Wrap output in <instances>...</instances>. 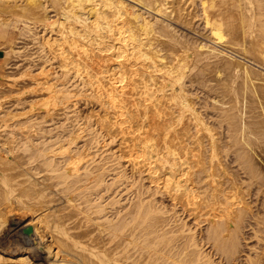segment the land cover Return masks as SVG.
<instances>
[{
	"label": "bare ground",
	"instance_id": "1",
	"mask_svg": "<svg viewBox=\"0 0 264 264\" xmlns=\"http://www.w3.org/2000/svg\"><path fill=\"white\" fill-rule=\"evenodd\" d=\"M11 24L18 26L16 37L11 44H5ZM179 29L201 35L217 48ZM22 41L34 46L38 60L23 59L27 66L19 78L27 77L28 83L21 86L15 102L20 110H26L22 115L32 116L16 125L3 120L0 126V237L5 235L6 211L14 206L29 209L30 204L23 198L33 200L36 206L43 205L36 219L49 234H54L58 252L53 251L50 256L46 247L47 256L36 262L28 253L9 257L0 249V262L264 264V240L252 242L243 233V228L248 226L244 222L248 215L255 222L261 218L254 213L256 206L252 208L250 199L246 198L247 190L259 178L253 182L255 143L251 142L250 126L245 123L244 99L247 90L256 99H264V0H0V50L4 53L0 74L9 65L22 62H10V58L22 56L23 45L19 46ZM48 63L50 67L46 70ZM212 64L228 68L240 78L242 85L238 106L232 100L230 105L224 103L227 97L224 98L223 92L224 100L220 93L217 95L221 100L218 96L214 97L219 100H212L213 96L208 99L212 101V106L207 103L208 109L217 110L218 118L224 119H218L221 124L224 121L230 126L225 133L218 130L220 122L214 120L217 113H210L213 119L204 111L206 100L199 103L202 99L197 101V95L194 97L188 90L193 79L206 82L199 72ZM53 65L55 70L51 68ZM33 68L37 74L32 76ZM214 75L213 81H220L221 73L216 71ZM1 80L0 87L4 82ZM200 80L198 83L203 85ZM206 85L204 88L210 87L211 91L212 84ZM213 90L218 89L212 86V94ZM27 94L31 96L28 100ZM75 97L99 106L102 115L96 118V126L107 135L119 133L122 144H126L120 158L128 160L135 171L139 169L136 165H141V170L148 174L147 181L158 185L164 196L178 204L196 225L205 223L201 232L191 235L189 227L180 222L176 231L173 230L176 234H187L180 242L160 234L157 215L161 209L156 208L153 196L147 195L149 188L145 189L146 194L140 191L144 185H140V190L134 187L133 198L127 203L113 198L107 201L104 197H111L117 190L112 191L111 187L122 176L114 178L116 174H111L113 178L106 180L108 174L104 171L106 177L102 174L105 160L96 161L92 156L95 152L89 153L100 144L96 136L99 131L93 132L94 135L91 133L94 127L88 130L82 125L81 128L78 121L74 122L77 115L72 116L75 127L70 125L74 129L64 131L59 127L62 120L55 126L62 129L61 133L51 135V140L42 135L50 134V130L42 128L47 124L44 119L58 117L56 112L64 111ZM260 104L259 113L252 117L253 128L264 127V104ZM34 114H42V125L33 118ZM37 131L40 135L33 137ZM228 145L235 149L229 161L237 165L233 169L227 163ZM88 156L95 160H88ZM238 167L239 171L243 170L242 176L237 172ZM125 181L128 182L127 178ZM245 182L254 185L244 186ZM117 187L121 189L119 184ZM261 192L264 193L262 189ZM255 201L252 203L256 205ZM260 209L264 216V208ZM32 222L30 219L20 227L22 234L29 229V233L23 234L29 241L31 232L39 230V225ZM253 230L248 232L253 234ZM56 234L61 237L57 238ZM35 238L42 239L38 235ZM205 246L207 252L202 249ZM59 253L67 259L56 258Z\"/></svg>",
	"mask_w": 264,
	"mask_h": 264
},
{
	"label": "rangeland",
	"instance_id": "2",
	"mask_svg": "<svg viewBox=\"0 0 264 264\" xmlns=\"http://www.w3.org/2000/svg\"><path fill=\"white\" fill-rule=\"evenodd\" d=\"M9 1H12V0H9ZM10 28H11V33H12V41L9 43V44H11L13 41H14V39H15V37H16V31H17V29H18V26L17 25H14V24H11V26H10ZM179 28V27H178ZM180 31H182L183 32V34H186V33H188L187 35L189 36V37H191L190 35H192V37L193 38H195V39H198L199 41L200 40H202V42H209L208 44H210V45H212V42L211 41H208V39H207V41H206V38H201V35H198L197 34V36H195L196 34H193L192 32H188V31H185V30H182V29H179ZM201 38V39H200ZM24 43V44H23ZM21 45H23V46H21ZM19 46H21L23 49H21L22 51V53H21V55L22 56H19L18 55V57H13V58H10V62H11V64H15V63H17V61H22V62H18L17 64V66H15V65H9L8 67H6V68H4V70L1 72V74H0V78L2 79H0L2 82H3V80H4V82H3V84H2V87H0V126H3V120H7V122H6V124H8V125H16L17 124V122H19V121H23V120H26L28 117H31L32 116V114L29 116V115H22V114H25L26 113V110H20L21 108H20V106H18V105H16V102H15V99H16V96H17V94L19 93V92H21V90H20V88H21V86L22 85H26V82L28 81V78L27 77H25L23 80H25V83H22L23 82V80L21 79V78H19L20 77V73H22V71H24V69H25V67L27 66L26 65V61H25V63H24V60L23 59H32V60H38L37 59V57H36V55L37 54H35V53H37V52H35L34 53V46H32V44H30L29 46L28 45H26V42H23L22 41V43L19 45ZM212 46H214V47H216L215 46V44H213ZM29 47V48H28ZM217 48V47H216ZM219 48V47H218ZM31 50H32V52H31ZM3 56V55H2ZM1 56V57H2ZM24 56V57H23ZM0 57V58H1ZM19 57H21V58H19ZM28 57H30V58H28ZM14 61H16L15 63H14ZM13 62V63H12ZM37 63L38 64H40L38 61H37ZM50 63V62H49ZM49 63L48 64H45V67H47L46 65H48V67L46 68V70H48L49 69V67H50V65H49ZM51 63H52V61H51ZM24 64V65H23ZM188 64H190L191 65V63H188ZM54 67H55V65H53L51 68L53 69V70H55L54 69ZM52 69H50V70H52ZM197 70L198 69H196L195 71L197 72ZM31 71H33L32 72V76H33V74L34 75H36L37 73H36V68L34 69H32ZM58 71V70H57ZM216 71H219L220 73H221V75L219 76V78H220V81H218V82H214L213 81V78L215 77V75H214V73H216ZM3 72H4V75H3ZM5 75H6V77H5ZM199 75L201 76V77H203V79L206 81V82H209V85L211 86V84H212V86H214V89L216 88V90L217 91H215V90H213V91H215V92H213L214 94H212V86H211V91H209L210 90V87L209 88H204V84L206 85L207 83L205 82V83H202V82H204V81H202L201 82V80L200 79H193L192 81L193 82H191L190 84H188V90H190L191 92H193L192 94H194V97H196L195 95H197V101H199V99L201 100V101H205L206 100V104L208 103L209 105L212 103V101L211 102H209L211 99H212V97L211 96H213V99L212 100H221L223 97V94L221 95V93L223 92L225 95H224V98H226L225 99V102L224 103H226L227 102V104H231L230 102H231V100H232V103L234 102H236V104L235 105H237L238 106V104H241V102H239V101H241L242 100V88H241V83H240V78L238 77V76H236V75H233L231 72H230V70L228 69V68H226V67H222V66H218V65H214V64H212V65H210L209 67H204V68H202V70H201V72H199ZM8 76V77H7ZM5 77V78H4ZM26 78H27V80H26ZM11 80H12V82H11ZM199 80H200V83H202L203 85H200L198 82H199ZM21 81V82H20ZM194 81H195V83H194ZM10 82L11 83H15L14 85L13 84H10ZM28 83V82H27ZM10 84V85H9ZM194 84H196V86L197 87H195V85ZM221 84H223V85H221ZM12 85V86H11ZM190 85V86H189ZM209 85H206L207 87L209 86ZM15 86V87H14ZM201 86V87H200ZM203 86V87H202ZM193 87V88H192ZM192 88V89H191ZM201 88H203V89H201ZM209 89V90H208ZM193 90H195V91H193ZM205 90H206V92H205ZM209 91V92H208ZM16 92V93H15ZM210 92H211V94H210ZM217 92V93H216ZM13 93H15V94H13ZM196 93V94H195ZM218 93H220V96L222 97H219L218 95ZM206 94H208V95H206ZM218 94V95H217ZM206 95V96H205ZM28 96V97H27ZM219 97V99L218 98H215V97ZM206 97H208V98H206ZM211 97V98H210ZM27 98V99H26ZM28 98H31V96L29 95V94H27V95H25V99L26 100H28ZM75 98H77V99H75ZM75 98H73V99H71L68 103L69 104H67V106H66V108L65 109H63L64 111H62V109H61V111H57L56 112V116H58V117H55V115L53 116H51V117H47V118H45L44 119V121H46L47 122V124L46 123H44V127H42L43 129H46L47 131L48 130H50L49 132H50V134L49 133H43L42 135H44L45 136V138H47V139H50V136L51 135H54V134H58V133H61V131H62V129L64 130V131H68V130H71V129H74V128H72L70 125H72L73 127H75V125L77 124V122L76 121H78V124H81V128H82V125H83V127L85 126L88 130H89V128L90 129H93L92 127H94V129L91 131V133H97V131H99L97 134H96V136H97V138H98V144H99V142H100V144H99V146H97V147H95L94 149H92L91 150V152L89 151V153H90V155L92 154V153H94L95 152V154H93L92 156L93 157H95V158H97L96 159V161H103V160H105V161H103L104 163H106V166H104V170H102V174H104V173H106V176H107V174H108V176H111V177H109V179L105 176V174H104V176L106 177V180L107 181H109V180H111L112 178H113V175H115L114 176V178H117V177H119V176H122V178H119V183L118 182H116L117 184H115V187L113 188V186L111 187V189H112V191H113V189H115V188H117V190L115 189L114 191H113V193L116 191V194H111V197L110 198H108L107 199V197H104V198H106V200L107 201H109V199H111V198H113L114 200H116V201H118V200H121L122 202L121 203H127V201L131 198H133V196H131V194H132V192L135 190V188L134 187H138L139 189L138 190H140V189H142V188H140V185H144V188L142 189V190H140V191H143L144 193L147 191L148 193H147V195H149V196H153L152 197V200H154V204H157L156 205V208H159V209H161V212L157 215V217L159 218L158 219V222L157 223H159V225L157 224V228H158V232H160V234L162 233V234H165V236L164 237H166V238H170V239H168V240H175V239H177V241H179L180 242V240H183L184 238L182 237L184 234H186V233H184L183 235L182 234H180V233H173V230H175L176 231V228H177V226L178 225H180V222L182 223V224H185L184 226L186 227V228H188L189 227V229L188 230H191V231H189V233L191 232V235L192 234H194V233H198V231L199 232H201V230L203 229V228H205V226H206V224L205 223H199V224H197L196 225V223L195 222H193V220H191L192 218L191 217H188L187 216V214L185 213V212H183L182 211V209L180 208V206L177 204V205H174V203L165 195L164 196V194L160 191V189H158L157 187H159L158 185H156V184H152L150 181H147L148 180V178H147V176H148V174H147V172L146 171H142L141 170V165H136V166H138L137 167V169L138 170H133L134 169V167H133V169H132V166H131V163L128 161V160H126L125 158H120V156H121V154H122V156L121 157H123V150H125L124 149V147L123 146H125L126 144H122L123 142L120 140L122 137H121V135L118 133V132H116V134L117 135H115V133L113 134V133H110L109 135H107L108 133L106 132L105 133V131H103V129H100L99 127H98V125L96 126V120L102 115V110L100 111L99 109V106L96 104H90V102H85L86 101V99L85 98H83V97H81V98H79L78 99V97H75ZM83 98V99H82ZM206 98V99H205ZM210 98V100H208ZM215 98V99H214ZM224 98H223V100H224ZM251 100H250V99ZM85 99V100H84ZM228 99V100H227ZM238 99V100H237ZM254 100L256 101V102H254ZM71 101H73V102H71ZM78 101V103H76ZM199 102V103H204V101L203 102ZM230 101V102H229ZM247 101V102H246ZM251 103H250V102ZM253 101V102H252ZM244 102L246 103V115H245V123L247 124V127H249L250 126V128H249V131L251 132V134H252V136L254 137H252L251 136V134L248 136V137H250V138H252L250 141L252 142V143H255V154L253 155V165H254V167H255V173H254V175L256 176V178H254V180H253V182L254 181H256V179H258L257 181L259 182H257V185H259V187L256 185V182H254V184H253V182H248V183H246V184H244V186L245 185H249L250 187L252 186V184L254 185V187L252 186L251 187V189L249 188L248 190H247V196H246V198L249 200V201H251V204H252V208H254L255 206V208L254 209H256L255 210V212L254 213H258L260 216H261V218H259L256 222L255 221H252L251 220V216L250 215H248L247 217L248 218H245L244 220V222H245V225H248L247 227H245L246 228V231H245V228H243V229H241V231L240 232H243V233H245L246 235H244V237H248V239L250 240V241H252V242H254V240H264V237L263 238H261L262 236H264V234H263V232H262V230H264V216L263 215H261L260 213H259V209H260V207L261 208H264V193L262 194V192H261V189H262V191H264V127L262 126H259L258 128L257 127H255V128H253V126H252V119L254 118L253 116L255 115L256 116V114H258L259 113V110H260V106H261V104H260V102H262L263 104H264V99L263 100H260L259 98H257L256 99V97L254 96V94L251 92V90H247V98L246 99H244ZM259 102V103H258ZM86 103V104H85ZM233 103V104H234ZM88 104H90V105H88ZM205 104V105H206ZM208 104L206 105V108L208 109ZM70 106V109H68L69 108V106ZM226 105V104H225ZM228 105V106H229ZM211 106H212V104H211ZM218 107L220 106V105H217ZM227 106V105H226ZM232 106V105H231ZM234 106V105H233ZM224 107V106H223ZM222 107V108H223ZM252 107V108H251ZM225 108V107H224ZM226 108H228V107H226ZM230 108V107H229ZM252 110H251V109ZM256 108H257V110H256ZM79 109V110H78ZM205 110L204 109V111H207V112H209V114L210 113H213V115H215L216 113H217V117H216V115H215V117L214 116H211V114H210V116H211V118H213L214 120H215V122L216 123H218V119H223V118H220V116H219V118H218V112H217V110H216V112H213V107L211 108L210 107V110L208 109V110ZM256 111H255V110ZM77 110V111H76ZM94 110V111H93ZM252 111H255L256 113L254 114V112H252ZM60 112V113H59ZM72 112V113H71ZM76 114H75V113ZM92 112H94V113H92ZM65 113H67V114H65ZM75 115H74V114ZM89 113V114H88ZM220 113H222V116H223V112H219V115H220ZM62 114H65V115H63L62 116ZM72 114V115H71ZM84 114V115H83ZM93 114V115H92ZM99 114H100V116H99ZM252 114V115H251ZM5 115V117H2V116H4ZM41 115L42 114H34L33 115V118L35 117L36 118V120H37V122L38 121H40L41 122V125H42V121L43 120H41V119H43V117H41ZM59 115H60V118H59ZM76 115L78 116V117H76ZM88 115V116H87ZM20 116V117H19ZM23 116V117H22ZM67 116V117H66ZM72 116H74V118L76 117V119L74 120V122L76 123L75 125H74V122H73V119L74 118H72ZM92 116V117H91ZM96 116V117H95ZM9 118V119H7V118ZM14 117V118H13ZM16 117V118H15ZM39 117H40V119H39ZM253 117V118H252ZM49 118H51V121L49 120ZM72 118V119H71ZM90 118H91V120H90ZM97 118V119H96ZM59 119V120H58ZM68 120V121H66V120ZM70 119H71V121H70ZM2 120V121H1ZM32 121L34 120V119H31ZM49 120V121H48ZM57 120H58V122L59 123H57ZM62 120L64 121L63 123H62V125L60 124L61 122H62ZM213 120V121H214ZM224 120V119H223ZM13 121V122H12ZM54 121H56V122H54ZM66 121V122H65ZM72 122L71 124H70V122ZM16 122V123H15ZM220 122V124L219 125H217L218 126V130L220 131V133H221V130H222V133H225L227 130H229V125L228 124H226L224 121H223V123L221 124V120L219 121ZM51 123L54 125L53 127L51 126L50 127V125H51ZM84 123V124H83ZM90 123V124H89ZM226 125H225V124ZM60 124V126L59 127H62V129L61 130H59L57 127L55 128V126H58V125ZM249 124V125H248ZM48 125V126H47ZM92 125V126H91ZM94 125V126H93ZM225 125V126H224ZM220 126V127H219ZM89 127V128H88ZM55 128V130H51V129H54ZM96 128V129H95ZM99 129V130H98ZM256 129H258V131L256 130ZM261 129H263V131H262V133H263V135H261V133H259V132H261ZM33 130V129H32ZM86 130V129H85ZM88 130H87V132L86 133H88ZM223 130H224V132H223ZM115 132V131H114ZM86 133H84V135L86 136V138L85 139H88L87 137V135H86ZM93 133V134H94ZM101 133H102V135H101ZM35 134V135H34ZM33 134V137H35V136H37L36 138H38V136L40 135V131H37V132H35ZM94 134V135H95ZM106 134V135H105ZM93 135V136H94ZM101 135V136H100ZM92 135H91V137H93ZM110 136V137H109ZM115 136V137H114ZM118 138H117V137ZM120 136V137H119ZM54 137V136H53ZM108 137V138H107ZM114 137V138H113ZM104 138H105V140H104ZM258 138V140H256ZM116 139V140H115ZM249 139V138H248ZM260 139V140H259ZM51 140V139H50ZM52 140H53V138H52ZM263 140V141H262ZM49 141V140H48ZM108 141V142H107ZM105 142V143H104ZM260 142V143H259ZM104 144V145H103ZM79 145H81V142H79L78 141V146ZM105 146V147H104ZM229 147H230V145H228ZM99 147V148H98ZM123 147V148H122ZM232 147V146H231ZM230 147V150H229V153H228V155H227V159H229V160H227L226 158V160L228 161H226L227 163H229V166L230 167H232V169H233V167H236L237 165L235 164V163H231V162H229V161H232V156H233V152L235 151V149H234V147H232L231 148ZM260 147H262V148H260ZM73 148V147H72ZM75 148V147H74ZM101 148V149H100ZM117 148V149H116ZM258 148H260V149H258ZM95 149H97V150H95ZM106 149V150H105ZM256 149H257V151H256ZM114 150V151H113ZM117 152H116V151ZM234 150V151H233ZM96 151L99 153H96ZM111 151V152H110ZM119 152V153H118ZM104 153V154H103ZM124 153H125V151H124ZM259 153V154H258ZM100 154L103 156V157H105V158H103L102 156H100ZM71 155V154H70ZM115 155V156H114ZM69 156V155H68ZM92 156H88V160L92 157ZM117 156H118V158H117ZM98 157H100L101 158V160H100V158L98 159ZM230 157V158H229ZM256 157V158H255ZM95 158L93 159V158H91L90 160H95ZM103 158V159H102ZM116 158V159H115ZM120 159V160H119ZM122 159V160H121ZM231 159V160H230ZM127 161V162H126ZM256 161H257V163H256ZM239 162H243V160H241V161H239ZM244 163V162H243ZM128 164H130V165H128ZM115 165H117V166H115ZM234 165V166H233ZM117 167V168H116ZM129 167V168H128ZM142 168H143V166H142ZM117 169V170H116ZM132 169V170H131ZM135 169H136V167H135ZM234 169H236V168H234ZM131 170V171H130ZM143 170H145L144 168H143ZM240 170V168L238 167V169H237V172L238 173H240L241 174V176L243 175V170H241V171H239ZM103 171H104V173H103ZM117 171V172H116ZM134 172V173H133ZM139 172V173H138ZM145 172V173H144ZM127 173V174H126ZM111 174H113V175H111ZM259 174V175H258ZM118 175V176H117ZM124 175V176H123ZM138 176H140V177H138ZM123 177H125V178H123ZM126 178H127V183H126ZM141 178H143V181H141L142 179ZM130 180V181H129ZM144 180H146V181H144ZM134 181H135V183H134ZM262 181V182H261ZM130 182V183H129ZM133 182V185L131 184ZM260 182H261V185H260ZM249 183H251V184H249ZM118 184H119V186H121V189H120V187H117L118 186ZM129 184H131V185H129ZM136 184V185H135ZM150 184V185H149ZM262 184H263V186H262ZM135 185V186H134ZM127 187V186H129V188L127 187V189L129 190H132V191H130V193H129V191L126 189L125 190V188L124 187ZM149 186V187H148ZM157 186V187H156ZM249 186H246V187H249ZM258 187V190H260V191H258V190H256L257 188L256 187ZM262 186V187H261ZM130 187H132V188H130ZM142 187V186H141ZM154 187V188H153ZM156 187V188H155ZM147 188H149V189H147ZM152 188H153V190H152ZM260 188V189H259ZM119 189V190H118ZM145 189H147L146 191H145ZM155 189H157V190H155ZM150 190H152V191H150ZM255 190L257 191V193L255 192ZM121 191V192H120ZM125 191L127 192L126 194H125ZM160 192V193H159ZM121 193V194H120ZM160 194V196H159V194ZM253 193V194H252ZM259 193V195H257V196H254L255 194H258ZM260 193H261V195H262V197H261V195H260ZM127 194H129L128 196H126ZM146 194V193H145ZM153 194V195H152ZM163 194V195H162ZM106 195H110V194H106ZM146 195V196H147ZM156 195V196H155ZM104 196H105V194H104ZM121 196V197H120ZM129 196H131V197H129ZM253 196H254V198L255 197H257V198H255L256 199V201H257V203H256V205L255 204H253L254 203V201H255V199L253 198ZM120 197V198H119ZM124 197V198H123ZM126 197V198H125ZM156 199V200H155ZM252 199V200H251ZM258 199V200H257ZM262 199V200H261ZM23 201H26L25 203H27L29 206H33L32 208L30 207L29 209H24V208H21L20 206H14V207H12V208H9L7 211H6V215H5V217H4V230H5V235L4 236H2V237H0V249L4 252V253H6L9 257H15V255H17L19 252H22V253H28L32 258H33V260L34 261H36V262H38V261H40L42 258H44V256L46 257L47 256V252H45V250H46V247H48L49 248V251H50V256L52 255V253H53V251L54 252H58V249H56L57 248V244H55L56 242H55V239H54V234L53 233H51V234H49L50 232H49V230L48 229H44L45 228V225L43 224V223H39L38 222V220L36 219V218H38V217H36V216H38L39 215V213L42 211V206L43 205H37L36 206V204H35V202L33 201V200H28L27 201V199L25 200V198H23ZM106 201V202H107ZM255 201V202H256ZM253 202V203H252ZM263 202V203H262ZM33 203V204H32ZM164 203V204H163ZM259 203V204H258ZM161 204V205H160ZM261 204H262V206H261ZM254 206V207H253ZM258 206V207H257ZM260 206V207H259ZM161 207V208H160ZM34 209V210H33ZM254 209H253V211H254ZM166 210V211H165ZM19 211V212H18ZM169 211V212H168ZM262 211V209H260V212ZM14 212V213H13ZM23 212H25V213H23ZM164 212V213H163ZM168 212V213H167ZM173 212V213H172ZM179 213V214H178ZM169 214H174L175 216H169ZM178 214V215H177ZM25 215V216H24ZM258 215V217H260ZM250 216V217H249ZM175 217V218H174ZM177 217V218H176ZM170 218H172V219H170ZM175 219V221H174V219ZM9 219H10V221H9ZM13 219V220H12ZM19 219H21V220H19ZM30 219L32 220L33 219V224H36L37 223V225H39L38 226V228H39V230H38V233L36 234V233H34V232H31L32 233V240H26V239H24L25 237V235H23L24 233H26V232H30L29 231V229L28 230H25V231H23L24 233L22 234V232H20V227L22 226H24L25 224H27L29 221H30ZM167 219V220H166ZM170 219V220H169ZM180 219V220H179ZM247 219H249V221L250 222H246V221H248ZM261 219V220H260ZM164 222H163V221ZM170 221V222H169ZM173 221H174V223H173ZM252 221V222H251ZM27 222V223H26ZM193 222V223H192ZM254 222L256 223V224H254ZM21 223H22V225H21ZM23 223H25V224H23ZM178 223V224H177ZM248 223V224H247ZM249 223H250V225H249ZM170 225H171V227H170ZM252 225V226H251ZM261 226V227H257L256 228V226ZM163 226V227H162ZM198 226V227H197ZM242 227H243V224L241 225ZM254 226V227H253ZM167 227V228H166ZM201 227V228H200ZM241 227V228H242ZM195 228V229H194ZM199 228V229H198ZM261 228V229H260ZM194 229V230H193ZM248 229H249V231L251 230H253V234H252V232H248ZM9 232H8V231ZM243 230V231H242ZM168 231V232H167ZM192 231H193V233H192ZM257 231V232H256ZM259 231V232H258ZM7 232V233H6ZM246 232H248L249 234H250V236L251 235H253V236H249L248 235V233H246ZM255 232V233H254ZM261 232V233H260ZM170 233V234H169ZM27 234V233H26ZM36 234V235H35ZM258 234V235H257ZM8 235V236H7ZM38 235V237L39 236H41V240H36V236ZM177 235V236H176ZM187 235V234H186ZM186 235H184V237L186 236ZM179 236V237H178ZM257 236V237H256ZM56 237L57 238H60L61 236H58L57 234H56ZM180 237H182V238H180ZM14 238V239H13ZM178 238H180V239H178ZM240 238H242V233L240 234ZM246 238H245V240H246ZM250 238H252V239H250ZM3 239V240H2ZM247 239V240H248ZM8 240V241H7ZM13 240V241H12ZM16 240V241H15ZM15 241V242H14ZM14 242V244H12ZM16 242H18L17 243V245H18V247H17V245H16ZM32 243V244H31ZM40 243V244H39ZM7 244H11L10 246H8ZM15 245V246H14ZM33 245V246H32ZM7 246V247H6ZM23 246V247H22ZM35 246H37L36 248H35ZM10 247H12L11 249H9ZM207 246H205V247H202V249L203 250H205V252H207L208 251V249L206 248ZM18 248V249H17ZM8 250H10L11 252H9ZM14 250V251H13ZM7 251L9 252V253H12V255L11 254H9V253H7ZM15 252V253H14ZM17 252V253H16ZM64 255V254H63ZM62 255V253H59V254H57L56 255V258H58L60 261L61 260H66L67 258H65L64 256ZM49 256V259H52L51 257ZM58 256V257H57ZM62 257H64L65 259H63ZM216 259V258H215ZM218 259H216V261H217ZM6 262H18V261H15V260H7ZM49 262H52V261H49ZM217 262H219V261H217ZM18 263H20V262H18ZM21 264H23V263H21ZM47 264H54L53 262L52 263H48L47 262ZM61 264V263H60ZM62 264H64V263H62ZM219 264H222L221 262L219 263Z\"/></svg>",
	"mask_w": 264,
	"mask_h": 264
},
{
	"label": "crops",
	"instance_id": "3",
	"mask_svg": "<svg viewBox=\"0 0 264 264\" xmlns=\"http://www.w3.org/2000/svg\"><path fill=\"white\" fill-rule=\"evenodd\" d=\"M11 41H12V33H11V28H9L8 32L6 33V37L4 38V43L9 44ZM0 57H1L0 58V62H1V60L4 57V53L1 50H0ZM0 264H21V263H18V262H0Z\"/></svg>",
	"mask_w": 264,
	"mask_h": 264
},
{
	"label": "water",
	"instance_id": "4",
	"mask_svg": "<svg viewBox=\"0 0 264 264\" xmlns=\"http://www.w3.org/2000/svg\"><path fill=\"white\" fill-rule=\"evenodd\" d=\"M26 233H29V232H26Z\"/></svg>",
	"mask_w": 264,
	"mask_h": 264
}]
</instances>
